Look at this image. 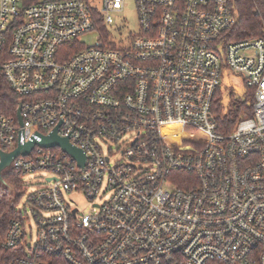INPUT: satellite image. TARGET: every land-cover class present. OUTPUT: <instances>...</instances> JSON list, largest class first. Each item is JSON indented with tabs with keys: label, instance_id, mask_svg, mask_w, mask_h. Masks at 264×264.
Listing matches in <instances>:
<instances>
[{
	"label": "built area",
	"instance_id": "1",
	"mask_svg": "<svg viewBox=\"0 0 264 264\" xmlns=\"http://www.w3.org/2000/svg\"><path fill=\"white\" fill-rule=\"evenodd\" d=\"M125 1L0 0V77L22 121L0 112V150L56 131L85 157L35 145L12 161L49 177L0 264H264V28L234 40L235 0H136L139 32L117 40ZM224 69L247 90L234 124L216 118ZM175 128L193 150L171 144Z\"/></svg>",
	"mask_w": 264,
	"mask_h": 264
},
{
	"label": "trees",
	"instance_id": "2",
	"mask_svg": "<svg viewBox=\"0 0 264 264\" xmlns=\"http://www.w3.org/2000/svg\"><path fill=\"white\" fill-rule=\"evenodd\" d=\"M234 5L238 12L239 23L234 29L233 39L244 40L259 37L264 28V4L259 0H235ZM233 98L231 105L237 109H226L225 104L221 102L217 104L215 112L220 124L225 122L234 124L238 120L243 102L237 97ZM18 107L19 98L8 83L0 77V112L8 117H15ZM194 138L195 135L192 131L186 128H175L171 144L179 150L190 151L195 148ZM23 193L22 177L11 169L5 171L3 182L0 183V243L4 239L10 223L19 216L17 207Z\"/></svg>",
	"mask_w": 264,
	"mask_h": 264
},
{
	"label": "rangeland",
	"instance_id": "3",
	"mask_svg": "<svg viewBox=\"0 0 264 264\" xmlns=\"http://www.w3.org/2000/svg\"><path fill=\"white\" fill-rule=\"evenodd\" d=\"M90 2L97 6L99 9L103 6V0H90ZM114 25L108 27V30L114 35L117 40H126L131 34H137L139 32V20L137 13V3L136 0H126L125 8L122 13L113 15ZM99 33L96 31L89 34L82 39L84 45L91 46L96 43V38ZM222 97L225 101L226 109L233 97H243L246 93V87L243 82V78L238 75L230 73L227 69H224L222 76V87H221ZM49 177V173L45 171H39L36 173H31L24 175L22 177V183L24 187V193L18 204V211L24 210L28 197L37 192L40 188L45 186V180ZM68 201L71 205L75 206L80 215L89 214L91 212V201L86 198L83 193H75L68 197ZM30 226L33 230H29L33 234V239L35 237V224L33 221L30 222ZM34 240L30 241L33 242Z\"/></svg>",
	"mask_w": 264,
	"mask_h": 264
},
{
	"label": "water",
	"instance_id": "4",
	"mask_svg": "<svg viewBox=\"0 0 264 264\" xmlns=\"http://www.w3.org/2000/svg\"><path fill=\"white\" fill-rule=\"evenodd\" d=\"M18 118L20 123L22 124L20 109L18 110ZM35 145L47 148L61 147L65 152L71 154L74 158H76L81 165L84 164V155L77 149L73 148L68 140L59 138L55 131L51 134V136L42 138L41 143L35 141L26 145H19L18 148L11 153H5L0 150V183L3 182V173L11 165L12 161L19 155H28Z\"/></svg>",
	"mask_w": 264,
	"mask_h": 264
}]
</instances>
